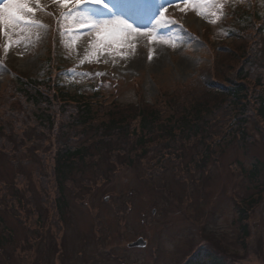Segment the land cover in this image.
Returning <instances> with one entry per match:
<instances>
[{
    "label": "rangeland",
    "instance_id": "obj_1",
    "mask_svg": "<svg viewBox=\"0 0 264 264\" xmlns=\"http://www.w3.org/2000/svg\"><path fill=\"white\" fill-rule=\"evenodd\" d=\"M253 9L264 21V0H216L205 9L216 16L197 15L181 0L165 15L186 31L161 29L175 36L177 47L137 39L123 58L113 50L93 57L91 36L73 42L62 35L68 29L61 12L67 9L53 0H39L35 12L45 27L13 36L22 42L7 54L0 35V264H264V126L251 113L244 128L235 124L230 130L234 121L223 97L199 87L216 81L218 70V90L225 77L237 81L248 47L234 33L244 26V12ZM242 35L259 41L254 30ZM260 39L264 44V34ZM51 75L66 91L91 98L99 93L94 110L113 102L126 108L173 103L176 94L200 96L211 111L201 125L211 138H171L164 146L158 133L144 152L122 139L88 146L84 138L61 135L60 119L52 132L40 135L17 78ZM182 101L173 107L189 105ZM62 144L86 147L91 155L74 162L64 203L54 175L56 147ZM248 206L244 220L241 209ZM138 239L147 245L130 248Z\"/></svg>",
    "mask_w": 264,
    "mask_h": 264
},
{
    "label": "trees",
    "instance_id": "obj_2",
    "mask_svg": "<svg viewBox=\"0 0 264 264\" xmlns=\"http://www.w3.org/2000/svg\"><path fill=\"white\" fill-rule=\"evenodd\" d=\"M259 13L260 11L255 9L251 14L244 12L243 18L240 19L244 22V26L238 28L237 33H234L239 37V41L245 42L249 48L242 50L246 53L241 57L244 63L241 64V69L237 72V81L225 77L224 86H220L223 91L218 90L216 82L222 76L218 70L217 78L214 79L216 81L208 82L206 80L203 85H199L200 89H205L203 92L217 90L223 97L222 103L225 108L229 109L228 115L234 121L228 127L230 130L235 124V126L244 128L246 118L251 113L256 117L258 123L264 126V67H262L264 64V44L260 39V36L262 37L264 34V21H262ZM253 30L259 36L256 38L260 45H258L257 40L253 44L252 36L249 38L248 35H242V33H249V31L252 34ZM253 60L257 61L258 68L255 67ZM17 84L20 88L21 99L35 110L32 117L39 126L35 127L37 130L35 132L40 135L44 132H52L58 126L57 122L60 119L62 122H60L58 130L61 135L64 132L63 136L79 137L82 140L84 138L87 140L85 143L88 146L92 143H106L107 141L122 139V141L127 142L134 141L136 150L144 152L147 146L154 145V137L158 133L162 136L161 139L164 138L165 140L164 146H168V139L171 138L179 139L181 137L182 141L186 143L193 140L204 142L211 138L207 135L206 128L201 126L204 122L203 119L207 115H211V111L206 104L200 101V96L191 95L192 98L184 99L176 94L175 100L173 97L171 99L173 103L158 102L154 105L140 103L134 107L128 106L126 108L121 107V104L117 102H113L106 108L103 107L105 105L100 104V107L94 110V106L98 105L99 93L95 92L91 98L82 93L66 91L60 86L59 81L52 78V75L47 79H27L20 76L17 78ZM175 101H182L183 105H189L180 109L175 108L173 107ZM40 110L46 112L44 116L43 113L40 114ZM65 119L67 126H64ZM82 131H86V133H81ZM90 132L93 134L92 139H87ZM71 148L72 145L65 146L63 144L56 147L54 175L60 195L58 200L63 203L65 200L62 191L74 173V162H83L86 158L91 157L87 154L86 147ZM124 148L125 146L120 147V149ZM253 173H257V170H254ZM245 206L247 207V204ZM249 206L248 209H241L244 220H248L250 217L248 216ZM193 263L194 261L191 260L188 264ZM212 264L222 263L214 262Z\"/></svg>",
    "mask_w": 264,
    "mask_h": 264
},
{
    "label": "snow or ice",
    "instance_id": "obj_3",
    "mask_svg": "<svg viewBox=\"0 0 264 264\" xmlns=\"http://www.w3.org/2000/svg\"><path fill=\"white\" fill-rule=\"evenodd\" d=\"M182 2L187 10L195 11L197 15L216 16L214 11L205 12L207 6L214 5L216 0ZM53 3L59 5L61 9H67L61 12L62 27L68 29V32L62 35H70L73 42L80 36H91L93 43L90 47L93 57L97 53L113 50L114 54L123 58V50L129 45L135 48L134 41L137 39L146 41L147 45H163L175 49L177 47L175 36L165 35L161 29L176 26L182 32L186 31L182 25H177L175 20L165 15L169 6L175 4L179 7L181 0H160V3H153V0H53ZM38 6L39 0H3L0 3V35L7 40L5 54L13 44L19 45L22 42L14 41L13 36L21 35L33 28L45 27L34 18ZM185 10L181 8V11ZM209 22L215 24L217 20ZM154 55V50L150 49L147 59L152 61Z\"/></svg>",
    "mask_w": 264,
    "mask_h": 264
},
{
    "label": "water",
    "instance_id": "obj_4",
    "mask_svg": "<svg viewBox=\"0 0 264 264\" xmlns=\"http://www.w3.org/2000/svg\"><path fill=\"white\" fill-rule=\"evenodd\" d=\"M146 245H147L146 241H144L143 239H138L136 242L130 244L129 247L141 248V247H145Z\"/></svg>",
    "mask_w": 264,
    "mask_h": 264
}]
</instances>
